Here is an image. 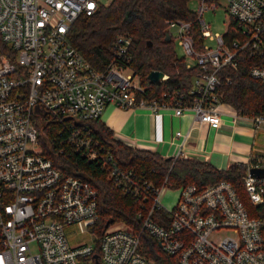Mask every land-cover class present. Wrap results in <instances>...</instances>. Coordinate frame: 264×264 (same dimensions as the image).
<instances>
[{
  "label": "built area",
  "instance_id": "2783aa9c",
  "mask_svg": "<svg viewBox=\"0 0 264 264\" xmlns=\"http://www.w3.org/2000/svg\"><path fill=\"white\" fill-rule=\"evenodd\" d=\"M225 1L232 22L226 34L212 35L203 13L216 2L200 0V46L193 22L167 21L168 33L195 59L198 71L189 92L149 99L130 67L131 37L117 38L116 61L103 72L69 41L73 24L94 15L102 0H0V35L11 52L0 54V264H155L143 253V234L179 264H264V178L250 174L264 168V156H253L243 177L251 209L228 181L181 186L175 206L166 209L161 197L167 180L156 186L121 168L89 124L114 104L152 114L170 109L221 127L222 108L229 105L222 70L237 69L238 55L246 52L260 60L250 76L264 84V0ZM206 38L216 41L215 49L204 44ZM244 117L256 133L264 131V113ZM45 131L58 134L61 153L96 163L117 189L140 203L139 232L122 221L103 228L98 189L85 173L68 174L44 154ZM171 158L190 157L179 149ZM71 225L83 227L95 241L73 245L66 233Z\"/></svg>",
  "mask_w": 264,
  "mask_h": 264
},
{
  "label": "trees",
  "instance_id": "16d2710c",
  "mask_svg": "<svg viewBox=\"0 0 264 264\" xmlns=\"http://www.w3.org/2000/svg\"><path fill=\"white\" fill-rule=\"evenodd\" d=\"M190 1L112 0L109 5L101 6L94 15L81 16L71 27L68 38L95 70L103 72L116 61L114 53L117 38L131 37L133 58L130 67L140 76L146 97L153 99L173 91L187 93L192 87L198 66L188 68L186 60L177 55L175 41H167L166 35L169 20L193 22L194 37L197 46H200L203 40L196 24V14L188 7ZM0 54L11 55L1 35ZM238 60L237 69L226 67L221 72L224 102L231 105L241 116L263 114L264 84L250 76V68L260 60L250 58L246 52H241ZM153 70L163 72L168 78L151 84L147 76ZM89 124L95 137L114 154L121 168L143 174L156 186L167 180L168 186L174 189L188 184L203 188L209 184L228 181L236 188L248 209H251L252 204L243 183L250 164H233L228 169L220 170L198 158H164L157 152L130 147L115 140L113 130L101 119ZM57 135L46 131L41 134L43 152L66 173H85V177L98 189L100 223L103 228L112 218L114 221L125 222L139 232L140 203L117 189L96 163H87L74 154L61 153L54 139ZM159 214L162 213H156ZM141 241L144 255L155 264H179L176 256L163 252L158 242L148 235L143 234Z\"/></svg>",
  "mask_w": 264,
  "mask_h": 264
},
{
  "label": "crops",
  "instance_id": "0c3cea01",
  "mask_svg": "<svg viewBox=\"0 0 264 264\" xmlns=\"http://www.w3.org/2000/svg\"><path fill=\"white\" fill-rule=\"evenodd\" d=\"M222 112V126L217 129L199 124L191 114L176 116L170 109L152 114L114 104L105 108L100 119L113 130L115 140L164 158H171L181 149L190 158L225 170L233 164H249L255 155L264 156L256 146L259 133L251 122L241 115L235 117L237 111L231 105H224ZM177 132L183 136L177 137Z\"/></svg>",
  "mask_w": 264,
  "mask_h": 264
},
{
  "label": "rangeland",
  "instance_id": "374dc122",
  "mask_svg": "<svg viewBox=\"0 0 264 264\" xmlns=\"http://www.w3.org/2000/svg\"><path fill=\"white\" fill-rule=\"evenodd\" d=\"M112 0H102L104 5H109ZM216 7L210 8L203 13V19L209 26V31L212 35H224L228 31V27L232 22L226 11V1L225 0H215ZM200 0H191L188 4V7L191 12L196 14L200 7ZM173 33V40H174ZM204 44L215 49L217 44L216 41H213L209 38L204 40ZM175 49L177 55L180 58H184L187 64H192L193 66L196 64L195 59L186 56L183 48L175 41ZM131 72V70H130ZM259 133V134H258ZM256 138V146L260 150V152L264 153V131H259ZM179 190L171 188L167 186L165 188L164 194L161 197V203L166 209L173 208L178 200ZM67 236L70 242L73 245L84 244V243H93L95 241V236H92L86 229L79 225H71L66 228Z\"/></svg>",
  "mask_w": 264,
  "mask_h": 264
},
{
  "label": "water",
  "instance_id": "95a60500",
  "mask_svg": "<svg viewBox=\"0 0 264 264\" xmlns=\"http://www.w3.org/2000/svg\"><path fill=\"white\" fill-rule=\"evenodd\" d=\"M166 40L167 41L172 40V37L169 33H167V35H166ZM149 45H151V43H149ZM164 76H165V74L163 72H161L159 70H153L148 74L147 78L151 84H155V83L161 82L163 80ZM250 174H251V176H253L255 178H264V168H252L250 170ZM113 221L114 220L112 218H110L107 221L106 226L113 223Z\"/></svg>",
  "mask_w": 264,
  "mask_h": 264
}]
</instances>
